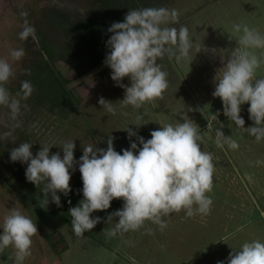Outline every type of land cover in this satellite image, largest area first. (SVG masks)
Returning a JSON list of instances; mask_svg holds the SVG:
<instances>
[{
    "label": "rangeland",
    "instance_id": "rangeland-1",
    "mask_svg": "<svg viewBox=\"0 0 264 264\" xmlns=\"http://www.w3.org/2000/svg\"><path fill=\"white\" fill-rule=\"evenodd\" d=\"M93 1L0 0V58L8 60L15 71L5 86L21 104L16 119L8 108L0 106V224L13 208L37 223L39 232L33 237L32 255L24 264H217L218 261L227 264L230 253L240 250L243 243L264 242V140L257 142L231 122L223 114L222 100L213 96L216 79L242 35V30L234 31V25H247L264 35V0H118L119 6L125 3L134 7L139 3L142 9H176L179 23L170 26H186L193 45L190 59L177 62L174 57L166 56L158 61L168 73L169 88L163 99L146 103L140 109L123 106L125 90L112 80V70L105 64L89 67L86 63V72L81 75L66 61L75 47L64 25H59L52 16L60 13L62 23L93 18L100 26L111 24L108 16L102 19L96 16ZM98 7L110 9L104 1H99ZM117 7H112L109 14H115V19L118 16L115 10H121ZM123 13L126 15L125 10ZM26 21L34 29L43 28L49 44L66 53L53 67L69 79L67 87L73 89L79 100L76 110L68 115H56L38 104L33 98L34 90L27 100L22 94L16 95L21 92L24 64L29 56L24 51L23 58L15 61L10 53L13 49H23L20 33ZM257 76L264 78V65ZM123 83L131 86L127 77ZM100 97L113 103L115 114L102 108ZM249 107V104L241 106L245 127L253 126ZM186 120L197 125L204 138L202 150L213 155L216 170L212 210L207 216L188 217L183 210L173 213L165 218L167 227L163 231L155 224L146 223L139 231L109 237L107 232L118 217L109 223L107 218L123 208V200L117 199L101 228L90 231L93 236L85 232L77 237L71 224L34 201L36 196L45 201L44 184L37 187L29 182L25 174L27 165L10 159L11 150L23 142L33 144V155L43 145L51 148L50 155L59 152L63 157V143L74 141V157L79 161L83 144L106 149L111 137L114 148L123 152L131 150V142L142 147L137 137L129 139L125 131L128 127L147 140L162 125ZM220 127L226 136L237 141V150L215 143V129ZM71 176L73 188L82 180L79 164ZM57 195L61 200L65 197L63 193ZM48 204L58 207L50 196ZM0 264H15L11 247L0 252Z\"/></svg>",
    "mask_w": 264,
    "mask_h": 264
},
{
    "label": "clouds",
    "instance_id": "clouds-1",
    "mask_svg": "<svg viewBox=\"0 0 264 264\" xmlns=\"http://www.w3.org/2000/svg\"><path fill=\"white\" fill-rule=\"evenodd\" d=\"M177 23L179 13L174 8H143L129 10L123 22H114L108 28L112 35L107 41L110 51L104 64L112 70L111 78L116 85L125 90L123 106L140 109L146 103L163 99L169 80L158 61L166 56L174 57L177 62L190 59L193 45L189 30L183 25L179 28L170 26ZM241 30L238 46L216 79L213 96L222 100L223 114L231 122L260 142L264 140V78H259L257 71L264 65V35L247 25H234L235 32ZM30 36L34 38L35 29L26 21L20 38L27 40ZM10 55L19 61L25 53L23 49H13ZM14 75L13 65L0 58V106L8 108L12 118L16 119L21 112L20 100L5 86ZM126 77L131 86L123 83ZM33 90L30 81H22L21 92L16 95L22 93V98L27 100ZM99 104L115 114L111 101L100 97ZM244 104L250 105L248 112L253 126L245 127L241 116ZM23 107L27 108V105ZM222 128L215 129V143L237 150V141L226 136ZM125 131L130 140L137 137L142 147L131 142V150L124 149L121 154L109 137L106 149L83 144V155L77 161L74 141L63 143V157L59 152L50 155L51 148L43 145L33 155V144L23 142L11 150L10 159L26 164V179L37 187L43 183L45 203L48 205L50 196L51 202L58 207L61 199L57 193L65 196L71 193V173L79 164L83 199L78 206L69 209L77 237L92 231L101 222L100 217L93 218L92 214L111 208L114 199H122L123 208L107 218L109 223L118 217L114 227L107 232L109 237L139 231L146 223L155 224L163 231L167 227L165 218L182 210L188 217L211 213L216 168L213 155L202 150L204 138L196 124L187 120L168 123L152 131L147 140L129 127ZM68 202L71 204L70 200ZM0 228L3 229L0 252L11 247L15 264H24L32 255L33 237L39 232L37 223L13 208ZM148 231L150 234L151 230ZM227 264H264V242L243 243L240 250L230 253Z\"/></svg>",
    "mask_w": 264,
    "mask_h": 264
},
{
    "label": "trees",
    "instance_id": "trees-1",
    "mask_svg": "<svg viewBox=\"0 0 264 264\" xmlns=\"http://www.w3.org/2000/svg\"><path fill=\"white\" fill-rule=\"evenodd\" d=\"M99 1H104L110 9L106 10L105 7H98ZM93 6L96 16L101 19L108 16L112 21L110 22L111 24L106 23L100 26L98 20L93 18L81 19L77 23L69 21L62 23V18L59 17L60 13L52 16V19H57L59 25H64V29L70 34L72 44L75 48L74 51L71 50L72 54L70 53V57H66V61L72 68L77 69L81 75L86 72L84 69L86 63L89 64V67H96L104 64L106 55L110 51L107 47V41L112 35V33L108 32V28L114 22L124 21L126 15L123 13V10H125L127 14L129 10H133L135 7L142 9L139 3L135 4L134 7L130 4L126 5L125 3L122 4L123 7L119 6L118 0H95L93 1ZM112 7H117V9L120 8L122 10H115L118 15L116 19L114 17L115 14L109 16ZM46 14L44 15L46 16ZM48 14L51 15L50 12H48ZM44 19L47 21V17H44ZM57 20H55V22ZM43 34V28L39 29L35 27L36 37L34 36L33 38L30 36L27 40H22L23 49L29 57L24 64L21 82L30 81L35 91L34 100L51 113L63 117L76 110L79 100L75 96L73 89L67 87L69 79L59 74L53 67V63H55L58 58L62 59L66 53H62L60 48L56 49L55 46L49 44V41ZM106 69L107 67L103 69V74ZM115 150L122 153L117 149ZM82 188L83 182L81 180V182L72 188L71 193L61 200L60 207H51L37 196L35 197L36 199L34 198V201L38 204H44L43 207L53 216L71 224L69 209L78 206L79 202L83 199ZM69 200L71 204H69ZM116 201L118 200L114 199L112 201L111 208L104 211H96L92 214L93 218H101V222L98 223L93 230L97 231L101 228L103 219L113 210ZM88 234L91 235L90 231H88Z\"/></svg>",
    "mask_w": 264,
    "mask_h": 264
}]
</instances>
